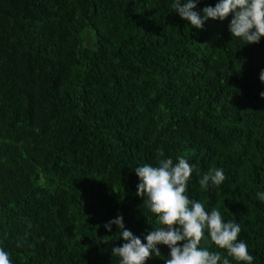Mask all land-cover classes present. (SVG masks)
<instances>
[{"label": "trees", "instance_id": "trees-1", "mask_svg": "<svg viewBox=\"0 0 264 264\" xmlns=\"http://www.w3.org/2000/svg\"><path fill=\"white\" fill-rule=\"evenodd\" d=\"M173 2L0 0V247L12 264H119L124 241L104 225L122 215L144 243L160 227L135 171L158 152L189 160V198L238 222L264 264V37H232L231 15L196 29ZM213 167L225 180L205 191ZM205 236L220 264H245ZM158 247L146 264H164Z\"/></svg>", "mask_w": 264, "mask_h": 264}, {"label": "clouds", "instance_id": "clouds-1", "mask_svg": "<svg viewBox=\"0 0 264 264\" xmlns=\"http://www.w3.org/2000/svg\"><path fill=\"white\" fill-rule=\"evenodd\" d=\"M198 2L174 0L171 7L196 29H201L209 19L223 21L231 15L229 30L232 37L242 39L245 44L259 43L264 37V0H219L215 7H204L202 15L194 11ZM260 80L264 82V71ZM260 95L264 98V92ZM163 157L164 153L158 152L156 166L144 164L135 170L140 180L137 196L142 197L143 204L156 215L160 227L152 228L144 243L125 228L123 216L118 215L104 225L111 231L114 224L119 229V239L124 241L121 246L112 248V256L119 257V264H146L153 254L161 255L158 246L164 245L170 249L164 264H220L218 252L201 247L207 233V238L218 248L226 250L235 261L252 264L254 257L249 253L247 243L239 240L240 224L234 220L225 222L217 208H212L209 213L202 202L187 195L188 181L194 171L189 160L177 156L174 163L173 159ZM224 180L223 170L213 167L198 182L200 188L207 191L209 187H219ZM256 197L264 202V192H257ZM0 264H12L3 247H0ZM223 264H229V260L223 259Z\"/></svg>", "mask_w": 264, "mask_h": 264}]
</instances>
